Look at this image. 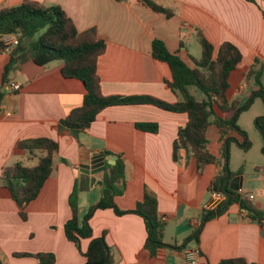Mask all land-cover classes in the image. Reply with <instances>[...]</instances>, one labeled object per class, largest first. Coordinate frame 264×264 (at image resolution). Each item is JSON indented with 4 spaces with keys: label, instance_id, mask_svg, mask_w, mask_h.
Masks as SVG:
<instances>
[{
    "label": "crops",
    "instance_id": "obj_1",
    "mask_svg": "<svg viewBox=\"0 0 264 264\" xmlns=\"http://www.w3.org/2000/svg\"><path fill=\"white\" fill-rule=\"evenodd\" d=\"M23 1L0 0V9L16 7ZM29 1L59 6L78 32L93 29L105 41V52L97 63L104 96H151L167 103L176 102L177 97L164 84L171 79L168 66L152 57L151 44L153 40L162 41L170 53L192 66L191 59L200 58L194 56L197 52L193 54L191 46L195 41L198 44V31L213 46L214 56L224 42L232 43L242 54V63L228 79L229 102L236 101L243 106L258 89L244 75L254 59L264 61V0H151L169 10L172 13L169 18L137 0ZM8 54L0 55V89ZM61 67L59 62L39 66L26 61L7 79L9 84L18 85L19 91L3 88L0 174L3 168L16 163L36 165L39 155L17 149L20 141L48 138L57 143L58 151L53 157L49 178L36 199L24 207V219L9 191L0 187V264H39L33 257L37 254L53 255L54 264H85L81 253L87 251L89 240L80 242V253L64 234V224L71 217L68 196L75 179L85 175L80 168L82 157L104 152L116 159L119 157L125 165L126 189L122 196L115 198L117 208L134 209L142 200L144 189H148L156 196L158 213L164 219L163 242L180 247L198 227L202 213L210 210L212 193L208 186L220 173V164L208 165L199 172L195 158L186 157L184 152L174 162L172 143L179 127L186 124L187 116L149 105L107 108L77 139L68 132H59V121L81 105L85 94L83 84L65 78ZM261 86L264 90V72ZM257 100L245 112L252 110ZM258 101L262 116L264 104ZM216 114L225 120L234 115L233 111L222 114L218 110ZM254 115V119L258 117ZM137 124H155L157 132H141ZM225 138L243 141L235 131H229ZM206 139L208 151L221 161L223 140L215 125L208 127ZM107 160L108 156L104 157L106 163ZM243 161L242 174L230 178L228 187L237 177L238 190L247 197L251 195L250 202L264 211V175L254 172L264 164V158L260 164L250 166L249 172H246L247 162ZM241 166L231 169L229 159L228 168L232 173ZM97 182L79 195L81 216L100 198L101 185ZM89 225L92 238L104 235L114 264H185L187 250L199 253L196 264H218L234 258H242L247 264H264V224L260 227L236 204L223 216L205 223L198 243L190 241L183 251L159 249L155 256L144 249L146 228L137 215L116 216L110 209L97 210Z\"/></svg>",
    "mask_w": 264,
    "mask_h": 264
},
{
    "label": "trees",
    "instance_id": "obj_2",
    "mask_svg": "<svg viewBox=\"0 0 264 264\" xmlns=\"http://www.w3.org/2000/svg\"><path fill=\"white\" fill-rule=\"evenodd\" d=\"M140 4L150 8L153 12L163 14L166 18L172 13L155 4L151 0H137ZM17 35V45L9 49L8 63L4 67L2 88L0 89V105L4 100L3 88L7 86L9 75L15 68L26 61H33L39 66L51 62L61 63V72L65 78L80 81L85 90L83 100L78 108L73 109L58 123L59 132H68L73 138L89 129L96 117L105 109L116 106L149 105L163 111L185 114L187 122L179 127L176 138L172 143V160L178 162L180 153L186 157H193L196 167L201 172L208 165L220 164L221 171L209 183L208 191L223 193L225 200L216 208L205 210L200 218L198 227L182 243L180 247L167 245L163 242L165 223L158 213L156 196L144 189L143 198L132 210H120L115 205V198L124 194L126 189L125 165L117 157L114 165L104 161V175L101 179V191L98 202L92 205L83 216L79 213V195L89 190V178L80 175L75 179L72 190L68 196V207L71 212L70 219L64 224L66 239L73 243L80 251V242L89 240L85 253V264H114L111 249L106 245L104 235L92 238V229L89 220L97 210L110 209L116 216L126 214L137 215L144 221L146 240L144 249L155 256L159 249L170 248L183 251L190 241L198 243V238L205 223L223 216L231 205H238L240 210L248 213L250 218L260 227L264 224V211L256 208L247 195L232 191L228 187L229 179L240 175L243 166L236 173L229 168V146L234 142L243 152L251 147V142L245 133L236 126L237 117L246 111L254 99L264 104V90L261 86V77L264 72V61L254 59L248 72L244 75L246 81H253L258 86L248 100L239 106L238 102H229L226 97L230 74L242 63L240 50L229 42L222 43L214 56L213 46L197 32V41L201 48L198 60L191 59L192 66L187 65L177 54L170 53L164 43L153 40L151 55L159 62L165 63L170 71L171 79L164 81L168 90L176 97L174 103H167L151 96L116 97L104 96L97 74L98 58L105 52V41L91 29L78 32L66 13L55 5L47 6L38 2L24 0L20 5L0 9V55L6 52L7 47L3 38ZM192 89L200 92L202 97L197 99ZM233 111L231 119L225 120L216 114ZM210 125H215L223 140L221 161L214 157L207 149L206 131ZM254 126L262 138L261 152L264 155V115L254 119ZM141 132L156 133L155 124H137ZM229 131H235L242 137V142L225 138ZM16 148L27 151L30 155L39 152L35 166H26L16 163L2 169L0 174V187L6 188L19 209L22 219L25 218L24 207L36 199L45 181L52 173L53 157L58 151L55 141L48 138L23 140L17 143ZM104 157L110 155L103 153ZM256 173L264 175V164L254 169ZM17 257H28L29 254H15ZM39 264H54L51 254L33 255ZM218 264H247L242 258L226 259Z\"/></svg>",
    "mask_w": 264,
    "mask_h": 264
},
{
    "label": "rangeland",
    "instance_id": "obj_3",
    "mask_svg": "<svg viewBox=\"0 0 264 264\" xmlns=\"http://www.w3.org/2000/svg\"><path fill=\"white\" fill-rule=\"evenodd\" d=\"M188 42L189 44H191V41H188ZM191 46L193 47L192 53L194 54V52H197L196 55L194 56H197L196 58H199V56L201 55L200 46L196 43V41ZM192 94L197 99H200L202 97L200 92L195 91L194 89H192ZM256 110H257V113H256ZM254 114H257L258 116L262 114V105L258 100L256 101L254 108L250 111H247V112L244 111L243 113H241L240 119L238 120V122H236V126L239 129L240 127L243 128L240 130H242L245 133L247 139L251 142V147L247 152H243L237 147V145L234 142H230L231 144L229 146V159L231 162V169L236 166H241V165L243 166V164H245L243 161L244 159L245 162H247L246 172H249V169H251L250 166H252L253 164H260L264 158L261 152L262 138L254 126V120H253L255 116ZM37 154L39 155L38 157L41 156L39 152H37ZM31 164L32 163L30 162L29 163L26 162L27 166H31ZM252 172L253 171H251V174Z\"/></svg>",
    "mask_w": 264,
    "mask_h": 264
},
{
    "label": "water",
    "instance_id": "obj_4",
    "mask_svg": "<svg viewBox=\"0 0 264 264\" xmlns=\"http://www.w3.org/2000/svg\"><path fill=\"white\" fill-rule=\"evenodd\" d=\"M116 161V157L108 156L107 164L114 165ZM81 172L89 178L90 187H92L96 180H98V184L101 185V179L104 175V155L103 154H92L90 156L86 155L82 157V161L80 162ZM229 187L232 191H238L239 189V179L235 177L231 180Z\"/></svg>",
    "mask_w": 264,
    "mask_h": 264
},
{
    "label": "built area",
    "instance_id": "obj_5",
    "mask_svg": "<svg viewBox=\"0 0 264 264\" xmlns=\"http://www.w3.org/2000/svg\"><path fill=\"white\" fill-rule=\"evenodd\" d=\"M3 43L7 47L6 52L9 53V49L15 45H17V35H9L5 36L3 38ZM7 90H10L12 92L19 91L20 87L16 84H8L6 87ZM238 193L242 194L241 190L237 191ZM249 199H252L253 197L250 195L248 197ZM225 200V195L223 193H212L211 202L209 204L210 209L216 208L221 202ZM164 221V219H162ZM199 256L198 252L187 250L184 252V261L185 264H196V260Z\"/></svg>",
    "mask_w": 264,
    "mask_h": 264
}]
</instances>
